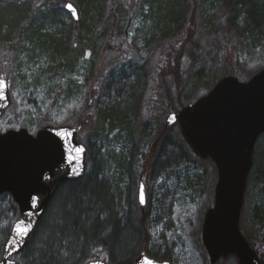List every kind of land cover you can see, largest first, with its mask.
<instances>
[{"label":"rangeland","instance_id":"1","mask_svg":"<svg viewBox=\"0 0 264 264\" xmlns=\"http://www.w3.org/2000/svg\"><path fill=\"white\" fill-rule=\"evenodd\" d=\"M213 1L202 0L199 3L193 39L196 46L187 45L181 59L180 67L184 73L181 100L184 103L194 102L206 94L215 79L233 74L245 82L264 68V34L251 33L243 25V17L234 21L231 27L224 17V20L221 18L225 16L223 7ZM252 1L246 9L250 10L255 5ZM65 2H72L78 8L74 0L63 1L62 7ZM112 7L111 13L106 10L104 14V17L110 16L109 20L87 17L78 8L80 20L74 23L75 26L66 16H59L56 24L43 26L44 34L56 37L69 25L75 29L72 31L76 33L75 52L71 54L69 51L63 68L57 65H63L66 60L40 55L28 44L7 57L0 48V75L8 82L11 100L9 108L0 117V133L25 129L35 135L43 126L74 127L85 104L89 72L93 65L96 68L102 61L100 52L106 45H109L107 52L113 56L121 51V59L97 79L94 103L97 130L102 119L99 112L112 105L116 97V86L110 74L112 71L113 74H124L128 69L147 75L143 86L145 92L140 100L142 109L133 118L132 134L135 138L140 136L149 140L163 129L167 117V96L171 99L170 105L178 106L176 84L171 79H164L165 59L170 48H176L182 42L184 33L180 31L170 37L176 32L172 28L170 38H156L157 35L150 31L149 0H115ZM94 109L88 118L84 140L93 132ZM179 137L175 125L167 132L158 160L147 174L132 172L126 164L116 163L119 156L128 153L125 133L118 130L108 132L104 128L99 129L94 137L93 155L97 157L99 171L97 180L118 191L121 197L117 211L119 217L130 222L136 216L139 185H145L148 239L145 243L139 239L128 256L111 253L109 264L135 257L139 248H145L151 257L168 260L171 264H209L200 238L204 213L213 203L217 172L207 160L184 154ZM263 179L264 136L255 146L239 224L260 264H264V228L253 222L252 214L261 204L259 194L264 192ZM10 200L9 195L0 198V236L8 234V228L16 219L11 220L13 207ZM218 264L238 262L231 255Z\"/></svg>","mask_w":264,"mask_h":264},{"label":"trees","instance_id":"2","mask_svg":"<svg viewBox=\"0 0 264 264\" xmlns=\"http://www.w3.org/2000/svg\"><path fill=\"white\" fill-rule=\"evenodd\" d=\"M63 1L65 0H0V48L3 50L4 56L7 57L13 51L22 50L24 44L30 45L40 55H45L48 58L58 57L60 60L65 61L69 51L73 54L75 52L73 45L75 43L76 33H72L75 29L74 27L71 28L70 25L65 30L63 28L61 34L57 37L40 33L34 37L31 34V31L36 28L39 19L56 24L59 21V16H66L70 20V23L74 26L76 25L74 23L80 20V13L78 21L75 22L72 20L70 15L61 6ZM74 1L78 5L82 15L92 18L99 17V21L102 18L109 20L110 16L104 17L105 11L107 10V12L111 13L113 10L112 5L115 3V0ZM201 1L149 0V8H151L148 17L151 25L150 31L153 35H157L156 38L161 40L170 38L180 31L184 33L182 42L176 48H170L165 59L164 79H171L176 84L178 98V106L176 108V106L174 107V105L169 104L171 99L167 96L168 102L165 103L167 107L166 115L177 112L187 104L181 100V95L184 91L182 87L184 73L181 70L180 63L186 46H196L193 39L196 25L198 24V15L196 17L195 13ZM250 1L214 0L213 2L223 7L225 16L221 18L223 20L225 18L231 27H233L234 21L239 17H243V25L249 28L251 33L264 34V0H253L252 2L255 5L251 6L250 10H248L245 7ZM172 28L176 32L170 36L169 32ZM108 46L106 45L100 52L102 61L100 63L98 62L99 64L96 68L93 65L89 72L85 104L74 124V128L77 130V140L85 146L87 151L86 174L79 180L65 182L55 193L35 227L36 237L28 241L26 248L21 254L15 256V260L19 264H32L31 255L34 253L28 257H25V253L29 252V249H34L42 243L40 234L54 229L56 226L54 222L61 218V212L69 205H75L80 208L81 216L85 215V210L89 212L95 210L100 215L107 213V216H105L106 227L104 234L97 237L95 247L101 248L103 251L109 253H106V261L108 262L110 261L111 253H115L118 256H128L132 246H135L139 239L144 243L148 239L147 216L145 213L142 214L139 208L136 207L137 213L131 220L132 222H128L123 217H119L117 211L121 205V197L118 195V191L116 189L113 191L111 186L106 182L97 180L99 171L97 170V157L93 155L94 143L96 142L94 137L97 136L99 129L103 130L104 128L108 132L118 130L121 134L125 133L127 136L126 148L128 153L119 156L116 163L122 166L126 164L132 172L147 174L158 160V155L166 141L165 137L167 132L175 125L168 130H165L163 127L156 136L149 140L140 136L138 138L134 137L132 134L133 118L142 109L140 100L145 92L143 86L146 85L147 79L145 78L147 75L128 69L124 74L120 72L113 74V71L110 74L116 86V89H114L116 97L112 105L99 112V117L102 116V119L99 120V129L97 130V109H94V103L97 98V79L100 75L103 77L105 74L103 72L109 67L113 68L118 63L121 55V51L114 56L112 53L107 52L109 51ZM67 60L63 65L59 63L60 65L57 66L60 68L65 67ZM121 71H123V68ZM216 82L217 80L215 79ZM93 109L95 110V121L91 129L93 132L90 137L84 140L83 135H86V125ZM179 142L184 149V154L188 153L193 156V153L181 136L179 137ZM207 161L212 164L210 160ZM254 161L256 162V159ZM259 195L261 204L253 210L252 219L259 228H264V192L260 191ZM10 204L13 207L11 220H14L17 217V207L12 200H10ZM76 246L77 248L81 246L84 248L90 247L87 234H85V240L77 243ZM141 249L139 248L138 252ZM102 252L94 255L103 256L104 254ZM1 254L2 247H0V257ZM133 259L134 257L131 256V258H125L115 264H133Z\"/></svg>","mask_w":264,"mask_h":264},{"label":"water","instance_id":"3","mask_svg":"<svg viewBox=\"0 0 264 264\" xmlns=\"http://www.w3.org/2000/svg\"><path fill=\"white\" fill-rule=\"evenodd\" d=\"M66 5L75 8L76 16ZM64 10L78 21V11L71 2L64 4ZM4 96L0 101V117L10 105L8 87ZM174 124L192 153L200 160L209 159L216 168L214 201L204 214L201 230L209 264H218L231 255L238 264H260L239 223L254 148L264 134V68L247 82L234 76L221 78L206 95L169 114L164 129ZM58 131L71 136L64 139L56 135ZM76 136L77 130L71 126H43L35 135L25 129L0 133V196H11L17 205V218L32 213L34 229L60 186L85 174L87 152ZM78 146L85 151L79 160H74L75 154L68 148ZM74 169L80 170V175H74ZM29 194L38 197L35 209ZM139 208L144 213L145 204L139 203ZM5 255L2 251L0 258ZM15 255L18 254L13 253L12 257ZM144 257L159 264L165 261L171 264L150 257L145 250L136 255L133 263L142 264ZM101 264L108 263L101 260Z\"/></svg>","mask_w":264,"mask_h":264},{"label":"snow or ice","instance_id":"4","mask_svg":"<svg viewBox=\"0 0 264 264\" xmlns=\"http://www.w3.org/2000/svg\"><path fill=\"white\" fill-rule=\"evenodd\" d=\"M71 10V14L76 16V10L71 5H66ZM78 18V16H77ZM8 87L6 79L0 77V101L5 99L4 89ZM175 120V117H172ZM56 135L67 139L71 136V133L57 132ZM69 152L74 153V160H79L84 153L85 148L83 146L69 147ZM74 175H80V170L74 169ZM145 185L141 183L139 185V203L144 205L145 199ZM32 208H37L36 196H31ZM32 213L26 215L24 218H17L11 225L7 235L0 236V247L6 254L0 258L3 264H17L12 259L13 253L19 254L26 247L27 241L36 237L34 230V224L32 221ZM61 218L55 221V228L50 229L40 234L42 243L34 249H29V252L25 253V257L31 255L32 264H101L102 259L107 258V254L104 253L103 257L99 254L103 250L95 247V240L97 237L104 234L106 227L105 216L107 213L100 215L99 212L93 210L91 212L85 210V215H80V208L75 205H69L61 212ZM85 234H87L88 243L90 247L84 248L81 246L77 248V243H81L85 240ZM171 235V234H169ZM142 264H159L158 261L144 257ZM164 264H168L167 261Z\"/></svg>","mask_w":264,"mask_h":264},{"label":"bare ground","instance_id":"5","mask_svg":"<svg viewBox=\"0 0 264 264\" xmlns=\"http://www.w3.org/2000/svg\"><path fill=\"white\" fill-rule=\"evenodd\" d=\"M78 14H79V12H78ZM70 17H71V16H70ZM47 23H49V22H45V20H43V19H39V20L37 21L36 28H35L33 31H31L32 36L35 37V36L38 35L39 33H40V34H43V35H46V34L43 33V31H44V27H43V26H45ZM50 24H54V23H50ZM47 25H49V24H47ZM33 34H35V35H33Z\"/></svg>","mask_w":264,"mask_h":264}]
</instances>
